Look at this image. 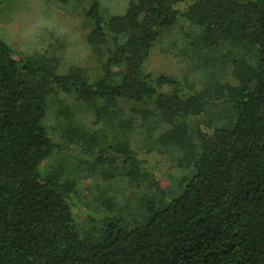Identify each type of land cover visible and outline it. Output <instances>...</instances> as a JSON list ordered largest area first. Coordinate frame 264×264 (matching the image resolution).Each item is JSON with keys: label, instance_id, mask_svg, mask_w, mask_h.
<instances>
[{"label": "trees", "instance_id": "1", "mask_svg": "<svg viewBox=\"0 0 264 264\" xmlns=\"http://www.w3.org/2000/svg\"><path fill=\"white\" fill-rule=\"evenodd\" d=\"M57 1L91 25L94 73L60 69L47 51L22 55L0 36V264H264V0H127L121 12ZM179 23L201 81L144 70L161 32ZM61 97L84 105L94 129L62 107L56 142L46 120ZM124 101L133 106L121 110ZM136 130L148 152L191 171L177 197L164 199L160 170L132 149ZM62 151L93 160L105 213L113 176L143 192L145 221L126 228V204L79 220L78 178L66 175L81 170L52 163Z\"/></svg>", "mask_w": 264, "mask_h": 264}, {"label": "rangeland", "instance_id": "2", "mask_svg": "<svg viewBox=\"0 0 264 264\" xmlns=\"http://www.w3.org/2000/svg\"><path fill=\"white\" fill-rule=\"evenodd\" d=\"M106 2L109 12H121L127 0H103ZM89 23H84L82 11L68 4H62L57 0H0V36L9 42L14 50L22 55L48 52V57L54 59L60 69H67L68 66H79L87 68L89 73H94V64L90 58L85 43V33L90 28ZM187 27L181 23L176 24L168 31L161 32L151 50L150 56L144 64L146 73L153 76L166 75L177 79H185L188 83L198 82L204 76L194 67V61L182 54L183 37L181 33ZM58 98V97H57ZM51 99L50 114L47 117L46 125L52 138L58 142L61 131L58 123H66L67 117L62 115V107L67 106L76 121L87 123L88 127L94 129L93 118L84 105L77 104L69 97ZM132 103L120 102L121 110L132 107ZM59 107V109H58ZM71 109V110H70ZM130 144L136 152L137 157L144 160L151 168H155L159 174V186L165 200H171L180 194L181 189L177 186L178 179L190 175L191 171L179 167L177 158H172L167 151H147L143 145L142 131L131 132ZM69 151L57 152L56 160L64 164L68 170L71 167L80 169V174L72 171L66 175V179H77L76 214L78 219L85 218L84 212L89 210L94 217L96 214L115 215L118 206L126 204L123 212L124 224L127 227H134L145 221V211L141 213L140 208L144 202V193L134 190L121 175L113 176L103 184L102 189L105 196H113L115 209L105 213L108 204H100L98 193L94 194V184H101L104 180L100 176H94L93 160L78 158ZM74 168V169H75ZM87 174V176H83ZM104 197V196H103ZM106 198V197H104ZM147 198L153 199L150 193Z\"/></svg>", "mask_w": 264, "mask_h": 264}]
</instances>
